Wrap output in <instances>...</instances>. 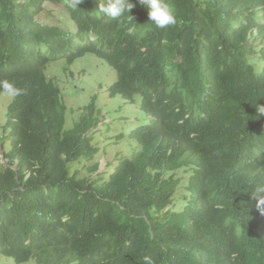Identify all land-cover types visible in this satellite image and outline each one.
<instances>
[{"label": "trees", "instance_id": "1", "mask_svg": "<svg viewBox=\"0 0 264 264\" xmlns=\"http://www.w3.org/2000/svg\"><path fill=\"white\" fill-rule=\"evenodd\" d=\"M104 2L0 0V79L21 89L1 140L0 256L264 264V193L253 198L264 187V0H169L177 24L166 29L139 0L119 20L99 13ZM46 3L63 5L76 32L43 22ZM88 54L116 71L109 95L150 119L118 137L139 147L104 172L96 100L66 129L47 74Z\"/></svg>", "mask_w": 264, "mask_h": 264}, {"label": "rangeland", "instance_id": "2", "mask_svg": "<svg viewBox=\"0 0 264 264\" xmlns=\"http://www.w3.org/2000/svg\"><path fill=\"white\" fill-rule=\"evenodd\" d=\"M40 19L49 24H56L71 33L76 32V25L61 4L46 3L45 11ZM259 42L257 46H259ZM65 63L57 62L48 67L49 77L56 78L62 90V100L67 107L66 129H70L79 122L85 113V108L96 100L97 109L101 111L99 124L94 129L96 135L94 145L99 147L98 158L101 172L108 169V163L117 167L121 160L139 145L128 139L120 140V135H127L138 127L149 124L150 119L134 103L121 96L111 97L109 88L116 81V71L105 61L88 54L75 61L68 73L64 70ZM13 97L0 94V152H3V128L8 122V107ZM7 144V148H8ZM2 160V159H1ZM4 161V164H7ZM183 189V187H182ZM0 256V264H17L11 258ZM25 264H36L31 260Z\"/></svg>", "mask_w": 264, "mask_h": 264}, {"label": "clouds", "instance_id": "3", "mask_svg": "<svg viewBox=\"0 0 264 264\" xmlns=\"http://www.w3.org/2000/svg\"><path fill=\"white\" fill-rule=\"evenodd\" d=\"M139 3L147 9L149 23L154 24L156 27L166 29L177 24L176 13L169 0H139ZM133 7L134 4L130 0H105L99 6V13L113 20H119L126 16L133 18L130 15ZM0 92L14 98L21 93V89L12 80L0 79ZM254 106L256 116L259 118L264 117V105L256 103ZM261 193H264V187L254 189L253 198H257ZM260 205H264V198L258 200L257 207L260 208ZM145 261L146 264H152L151 259L148 257H145Z\"/></svg>", "mask_w": 264, "mask_h": 264}, {"label": "water", "instance_id": "4", "mask_svg": "<svg viewBox=\"0 0 264 264\" xmlns=\"http://www.w3.org/2000/svg\"><path fill=\"white\" fill-rule=\"evenodd\" d=\"M2 148H3V147H2ZM1 159H2V163H4V161H7V160L5 159V156H4V155L1 156ZM5 165L8 166V163L5 164Z\"/></svg>", "mask_w": 264, "mask_h": 264}]
</instances>
